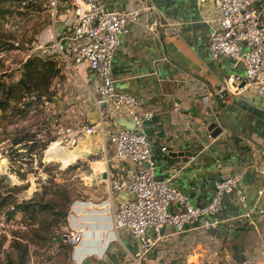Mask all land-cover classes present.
I'll return each mask as SVG.
<instances>
[{
    "label": "crops",
    "instance_id": "1",
    "mask_svg": "<svg viewBox=\"0 0 264 264\" xmlns=\"http://www.w3.org/2000/svg\"><path fill=\"white\" fill-rule=\"evenodd\" d=\"M28 1L36 5L33 7L37 10H32V13L36 15V24L40 25L34 33L35 42L52 43L59 40L65 28L76 22L75 9L67 7L66 0H60L56 12L52 9V0ZM102 1L107 9L152 5L157 12L150 19L151 24H158L163 29L162 33L157 31L156 35H149L141 24L134 27L129 35L123 36L113 70L117 89L140 100L143 103L141 109L154 113L143 126L152 153L155 150L152 156L156 165V178H172V186L186 194L184 169H198L208 186H203L205 183L202 181L196 185L192 203L204 206L212 200L215 183L229 176L243 175L237 190L224 197L221 218L229 220V216L235 218L245 214L248 208L255 210L252 219L246 221V227L239 228L237 234L234 232L235 226L228 223L221 226L218 233H210L219 241L210 263L205 257L206 246L202 237L205 232L198 228L202 220L182 235L176 234L171 227L165 228L163 240L144 255L141 263L264 264V257H255L260 245L264 246V197L258 196L263 184L252 169L255 156L259 157V151L264 150V102L254 93L236 95L223 89L229 77H244L245 68L242 63L232 59L215 61L210 55L209 36L213 31V21L219 16L218 1L205 0L201 3L199 0H183V4L187 5H182L184 19H171L165 15L160 6L165 5L167 0ZM260 1L264 7V0ZM141 22H144V17ZM170 22L179 24L177 32L163 27ZM59 69V75L50 85L49 95L43 96L50 103L49 111L56 129L60 131L59 127L98 125L99 112L92 94L96 83L94 74L86 67H82L78 76L72 74L68 67ZM21 78L19 74L16 80ZM203 84L213 94L215 104L210 108L194 92L195 88ZM225 98H229L227 103L224 102ZM212 112L220 114L233 127L228 130L230 134L241 135L239 131L244 126L254 128L251 139L246 141L252 153H245V156L232 161L215 154H220V148L224 150V147L215 149L214 142L207 141L205 137V123ZM113 117L117 128H123L124 124L130 122L125 110H118ZM59 136L56 137L60 140ZM199 144L202 150L195 155L194 161L184 163L183 168L178 170H169L173 159L166 157V153L183 149L195 151ZM55 148L60 151L50 156L49 152ZM164 148L168 152H164ZM70 150L73 151L67 156L59 145H55L47 151L45 160L49 163L53 160L61 162L66 158V167L82 163L87 171L79 176L82 182L80 195L73 199L69 213H65L66 223L50 227V231L56 232L53 238L37 234L33 240L27 241L34 244L56 241L57 247L49 250L44 264H59V261H64V264H135L129 253L141 252V243L129 232H110L111 212L130 195L125 192L112 193L109 181L126 183L130 172L136 167L130 162L111 161L113 146L104 143L101 134L84 136ZM175 162L181 166V160L176 159ZM35 192L24 195L18 205L32 199ZM240 196L246 198L248 207L243 206ZM172 210H175V206ZM78 226H85L86 234L83 243L74 249L66 243L64 235L68 229Z\"/></svg>",
    "mask_w": 264,
    "mask_h": 264
},
{
    "label": "built area",
    "instance_id": "2",
    "mask_svg": "<svg viewBox=\"0 0 264 264\" xmlns=\"http://www.w3.org/2000/svg\"><path fill=\"white\" fill-rule=\"evenodd\" d=\"M204 1L199 0L201 3ZM217 1L219 16L213 21V31L209 36L210 55L215 61L232 59L242 63L245 68L244 77H229L223 89L236 95L254 93L264 102V7L260 0ZM59 4L60 0H52L51 6L55 12ZM66 4L75 9L76 22L65 28L59 40L52 43L37 41L23 46L12 42L10 55L20 57L16 73L21 74L23 65L33 58L54 60L61 69L68 67L76 76L82 67L88 68L96 77L92 94L99 112V124L67 127L60 131L55 126V130L61 132L60 136L59 132L57 134L59 142L69 149L75 148L84 136L101 134L104 143L113 146L111 161L130 162L136 167L130 172L126 183L109 181L112 193L125 192L130 195L111 212L110 232L116 234L126 231L137 239L142 250L136 254L129 253V256L135 264H142L144 255L163 240L165 228L171 227L176 234L182 235L202 220L198 228L205 232L202 234L206 246L205 257L210 263L219 245V241L210 233L218 231L226 223L231 224V220L221 218L223 199L237 190L244 176H229L217 182L212 200L204 206H195L188 196L173 187L172 178H156V165L143 126L154 113L152 110L141 109L143 103L134 96L119 91L114 79V59L121 47L122 37L129 35L134 27L141 24L146 34L156 35L161 26L151 24L150 20L156 15V8L146 4L134 8L107 9L102 0H66ZM142 17L144 22H141ZM163 27L177 32L179 24L170 22ZM5 52H1L2 57L8 53ZM194 92L206 107L215 104L213 94L205 84L195 88ZM31 99L36 100V97L32 96ZM228 99L225 98L224 102L227 103ZM118 110L126 111L133 121L135 131L116 127L113 116ZM3 158L0 151V160ZM195 158H190L187 164ZM252 169L262 179L263 185L258 192L262 198L264 150L259 151V157L255 156ZM240 200L244 207H248L244 196H240ZM174 206L175 210H172ZM12 210L15 208L12 207ZM254 214V208H248L245 214L234 220L249 221ZM85 234L86 227L78 226L68 229L64 237L66 243L76 249L83 243ZM255 257H264L263 245L257 249Z\"/></svg>",
    "mask_w": 264,
    "mask_h": 264
},
{
    "label": "rangeland",
    "instance_id": "3",
    "mask_svg": "<svg viewBox=\"0 0 264 264\" xmlns=\"http://www.w3.org/2000/svg\"><path fill=\"white\" fill-rule=\"evenodd\" d=\"M33 6L36 5L28 0L0 2V81L12 82L14 86L8 111L0 112V151L8 163L7 172L0 170V202L6 196H12L8 205L0 207V264H44L47 261L49 250L57 247L56 241L34 244L27 240H33L37 234L41 237L50 235L51 238L56 235L50 227L66 223L65 213H69L73 199L80 195L82 182L79 176L87 171L80 162L66 167V158L61 162L45 160L48 150L55 145L61 147L56 137L55 121L49 111L50 103L43 96L26 94L15 87L19 75L15 70L20 57L10 55L11 44L23 46L35 42L34 33L40 25L36 24L32 10L37 8ZM5 51L8 53L2 57ZM32 96L36 100H32ZM18 139L22 144L14 146ZM46 145V150H43ZM152 155H155V150ZM31 191H36L32 198L37 202L34 215L31 210L25 213L17 208L21 198ZM229 220L235 226L236 234L239 228L246 227V221L241 224L232 216ZM59 264H64V261H59Z\"/></svg>",
    "mask_w": 264,
    "mask_h": 264
},
{
    "label": "water",
    "instance_id": "4",
    "mask_svg": "<svg viewBox=\"0 0 264 264\" xmlns=\"http://www.w3.org/2000/svg\"><path fill=\"white\" fill-rule=\"evenodd\" d=\"M185 1L183 0H167L165 5L160 6L162 11L165 13V15L171 19H184V9L183 6ZM187 6V5H184ZM161 28L158 29L159 33H162ZM162 36V35H161ZM20 83L28 88V85L26 83L25 78H21ZM182 86V84H181ZM38 97H42L43 95L41 93L37 94ZM206 139L207 141L211 140L215 144V149L220 148L221 146L224 147V150L220 148L221 152L220 154L217 152V156L220 157L223 156V158L227 159L228 161L232 160H238L240 157L245 156V153H252V149L247 146L246 141L250 140L252 133L254 131V128L251 126H244L239 133H242L241 135L237 134H230L228 131L229 129L233 128L230 127L228 122H225L224 118L219 114L215 115L213 112L210 114V117L206 120ZM230 127V128H229ZM126 130H134V124L133 121L130 119L129 124H124L123 126ZM198 147V148H197ZM222 147V148H223ZM196 148L198 150L190 151V150H181V151H169L166 148V157L172 158L173 162L169 164V170L172 168L173 170H178L179 168H183V164L188 162L190 158L194 157L199 151L202 150L200 144L199 146L196 145ZM164 151V152H165ZM176 159L181 160V166L175 162ZM188 168H185L184 172L186 173V196L189 197V199L192 201L194 198V193L196 189V185H199V183H202L205 181L204 177L201 176L198 169H192L191 171H187ZM187 171V172H186ZM173 173V172H172ZM192 173V174H191ZM202 181V182H201ZM203 186H208L206 182H204ZM216 187V183H215ZM214 187V192L215 188ZM243 224V222H240ZM215 232V231H214Z\"/></svg>",
    "mask_w": 264,
    "mask_h": 264
},
{
    "label": "trees",
    "instance_id": "5",
    "mask_svg": "<svg viewBox=\"0 0 264 264\" xmlns=\"http://www.w3.org/2000/svg\"><path fill=\"white\" fill-rule=\"evenodd\" d=\"M59 73L60 69L58 62L54 60H45L43 58H33L31 60H28L23 65V70L21 73L22 78H25L26 80L28 88L23 86L20 81L16 83L17 86L15 87L24 90L26 94L37 95L41 93L43 96H46L49 95V89L52 81L59 75ZM13 90L14 86L12 82H6L3 80L0 81V112L6 113L8 111V106L12 99ZM21 144L22 141L19 139L14 141V146H18ZM46 147L47 145L44 146L43 150H46ZM10 197L12 196L9 195L6 196L4 200L2 199V201L0 202V207L8 205L9 199H11ZM36 203L37 202L34 199H30L22 203L21 205H18L17 208L25 213H28L31 210V214L34 215Z\"/></svg>",
    "mask_w": 264,
    "mask_h": 264
},
{
    "label": "bare ground",
    "instance_id": "6",
    "mask_svg": "<svg viewBox=\"0 0 264 264\" xmlns=\"http://www.w3.org/2000/svg\"><path fill=\"white\" fill-rule=\"evenodd\" d=\"M61 128V127H60ZM62 130H65V128L64 127H62L61 128ZM59 142V141H58ZM52 146H53V144H52ZM60 148L61 149H63L67 154L66 155H68L69 153H71L73 150H70L66 145H64V144H62V143H60ZM60 151V149H53V150H51L50 152H49V155L50 156H52V155H54V154H57L58 152ZM0 164H1V167H2V169H3V171L4 172H7V165H8V163L5 161V160H3V159H1L0 160Z\"/></svg>",
    "mask_w": 264,
    "mask_h": 264
}]
</instances>
